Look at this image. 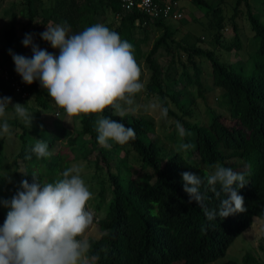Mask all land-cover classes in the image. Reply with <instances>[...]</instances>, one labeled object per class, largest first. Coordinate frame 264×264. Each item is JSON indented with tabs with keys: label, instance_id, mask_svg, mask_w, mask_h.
<instances>
[{
	"label": "trees",
	"instance_id": "obj_1",
	"mask_svg": "<svg viewBox=\"0 0 264 264\" xmlns=\"http://www.w3.org/2000/svg\"><path fill=\"white\" fill-rule=\"evenodd\" d=\"M34 1L23 0L25 9L20 14H26L27 19L21 24V30L24 36L31 34L33 42L41 48L44 40L40 38L38 30L34 29L37 14L32 7ZM191 1L205 9V14H212L217 29L222 28L220 6L214 7L206 0ZM251 1L235 0L230 16L233 33L231 40L223 42L220 40V32L214 34L215 41L225 51L242 48L241 27L236 18L243 17L239 6L244 3V16L250 24L254 41V49L249 53L248 59L244 60H251L249 74L244 73V61H224L219 59L220 52L215 48H203L195 43L176 40L174 35L178 27L172 25L171 21L153 20L136 10L123 12L121 0H53L48 12L42 16L43 25L50 21L56 25L67 22L70 34H76L85 27L97 24L98 16L103 13L102 8L109 11L118 22L111 30L118 32L123 40L133 45L136 61L144 57L147 63L150 70L147 94L157 95L163 114L166 108V116L174 117L185 131L192 133L193 140L186 139L185 143L194 144L193 151L198 155V160L195 161L174 151L163 155L160 160L161 146L151 137L155 130L153 121L136 116L133 112L124 117L116 116L112 109H107L105 116L136 132V139L127 144L125 154L128 150L134 151L141 165L150 169L148 180L141 179L134 173L121 176L119 162L127 157L116 162L117 159L109 155L116 143L112 144L111 149L98 143L95 124L98 117L95 114L80 120L79 133L75 135L70 134L62 125L29 129L23 123L14 121V125L21 129L20 132H15L20 146L13 156L12 169L18 191L22 190L21 181L27 179L30 184L33 182V172L38 174L41 182H54L57 179L55 175H60L69 167V160L67 161L64 153L65 145L70 147L75 159L81 157L88 160L89 155L95 153L96 167L100 168V163L104 166L111 187V199L102 210L106 198L101 189L99 201L93 209L89 207L99 236L88 238L90 248L84 256V264H207L224 256L229 245L251 226L254 218L264 221V23L253 12ZM17 18V14L12 12L11 25L4 31L8 45L16 37ZM148 27L159 29L161 33L144 53L140 44L147 39ZM135 29L142 30L144 36L136 38ZM164 46L170 53L165 68L154 57L159 48ZM181 51L187 56L186 63L181 60ZM195 57L208 62L213 86L223 90L226 95L224 102L228 107L227 115L210 110V121L205 129L198 122H190L185 118L192 114L191 108L185 105H190L193 100H187V104L182 100L185 88L195 85L198 91L202 88L203 72ZM39 85L36 81L29 85V89L34 92L37 105L49 109L46 99L48 91ZM1 93H7L10 98L12 96L9 86L2 78ZM170 101L180 113L169 106ZM11 108L9 105L8 109ZM80 135L89 137V147H79L81 150L74 147ZM38 140L49 145L48 150L52 153L50 157L37 159L31 151ZM4 141L5 138L1 136L0 150L4 148ZM28 155L31 159H26ZM217 163L244 173L246 185L243 188H236L234 185V188L244 197L247 210L224 219L217 217L209 221L197 202L189 203L190 197L184 191L182 173L192 172L203 179L205 173L214 171L213 166ZM200 190L206 197L205 206L209 210L215 208L218 211L220 200L225 195L221 193V197L217 198L206 181ZM6 218L7 214L0 205V226H3ZM221 264L240 263L225 260ZM242 264L259 263L246 253Z\"/></svg>",
	"mask_w": 264,
	"mask_h": 264
},
{
	"label": "clouds",
	"instance_id": "obj_2",
	"mask_svg": "<svg viewBox=\"0 0 264 264\" xmlns=\"http://www.w3.org/2000/svg\"><path fill=\"white\" fill-rule=\"evenodd\" d=\"M70 31V26L64 22L47 26L40 34L53 48L59 49L58 56L41 49L33 42V36L26 34L22 43L31 47L33 55L28 58L10 50L16 72L26 84L39 80L55 104L78 122L95 114L97 140L101 146L111 149L110 141L121 146L134 141L133 128L104 115L107 109H112L113 115L124 117V106L132 105L136 94L144 88L133 45L100 23L76 34ZM9 105L26 126L32 127L33 115L25 105H12L10 97H0V136L11 135ZM164 115H167L166 108ZM176 128L180 138L176 151L186 153L194 149V144L184 142V137L190 133H186L179 122ZM48 149L46 142L38 140L31 151L37 159H43L52 155ZM213 167L214 171L205 173L203 179L192 172L182 173L189 203L197 202L209 221L245 212L244 197L234 188V185L236 188L246 185L244 173L219 163ZM82 172L81 166L73 164L54 182H41L33 172L31 184L27 179L21 181L22 190L10 201H3L10 211L0 226V264H83L90 248L85 234L94 216L89 208L92 193ZM205 181L217 198L221 193L225 195L218 211L205 206L206 197L200 190Z\"/></svg>",
	"mask_w": 264,
	"mask_h": 264
},
{
	"label": "rangeland",
	"instance_id": "obj_3",
	"mask_svg": "<svg viewBox=\"0 0 264 264\" xmlns=\"http://www.w3.org/2000/svg\"><path fill=\"white\" fill-rule=\"evenodd\" d=\"M179 9L182 13V17L177 21H171L172 25L177 26L178 30L175 33L174 37L176 40L183 42L187 41L190 44L195 43L203 48L217 49L219 53V59L224 61L237 63H242L244 60L248 59V55L254 49L253 33L250 30L249 22L246 19L245 15V4L241 3L239 9L241 11V16L236 18L237 23L241 27L240 37L242 48L239 50L233 49L229 52L225 51L220 47L214 39V34L220 32L221 41H229L233 37L232 28H231V19L232 8L235 3V0H206L212 6H220L222 8V17H223V26L220 29H217L216 25L213 23L212 14H205L207 11L201 7L193 4L191 0H178ZM53 0H35L32 4V7L36 9L37 14L35 16V26L34 29H37L39 34L47 30V26H56L52 22L48 24H42L41 19L44 16L49 8L52 6ZM252 10L256 13L260 20L264 23V0H252L251 1ZM25 9L23 0H0V67L7 68L11 72L17 73L15 70V63L13 61L11 52L25 57L31 58L33 55L31 47H25L22 43L25 36L21 30V24L26 21V14H20V11ZM103 13H101L97 20L98 23L104 24L105 26L112 29L118 22L115 21L113 16L105 8H102ZM12 12H15L18 16L17 18V29L16 37L13 42L8 45L4 38V31L8 29L11 25L10 15ZM147 39L145 42H141V49L146 53L152 46L153 41L156 39L158 34L161 33L159 29H152L148 27ZM134 36L136 38H142L144 32L140 29L134 30ZM40 38L42 39L41 35ZM200 39L199 41L197 39ZM41 49L47 50L48 52L58 56L59 49H55L51 46L50 42L43 41ZM217 50L215 51L217 54ZM181 60L185 63L187 62V56L185 52L181 51ZM155 60L163 68L169 62L170 53L166 50L165 46L159 48L155 54ZM195 60L198 62V66L202 68V88L201 91H198L197 86L188 87L184 89V94L182 100L186 101V104L189 101H192L190 105H185L187 108H191V116H185L190 122H198L201 128H206L210 121V110H213L216 113L227 115V105L224 100L226 95L221 90V88H215L212 83L210 75V66L205 59H200L195 57ZM139 66L141 67L142 75L141 80L144 83L143 90L136 94L134 97V103L132 105H125V115L133 112L136 116L144 117L154 122V134L151 135L153 140L161 146L160 160L163 159V155L169 154L176 151L177 145L180 142L178 136V130L176 128L177 120L171 116H165L160 107V100L157 95L147 94V84L150 80V70L147 67V63L144 60V57H141L137 60ZM251 60L244 61V73L249 74L251 68ZM189 70L192 71V67L189 63ZM38 84H40L39 80ZM41 85V84H40ZM39 85V86H40ZM38 86V87H39ZM29 95L26 97H20L19 95L12 94L11 100L12 105L16 103L25 105L30 113L33 115L32 127H28L25 123L16 116L14 109H7L8 123L11 125V135L3 136L5 138L4 148L0 150V205L5 214H8L10 211L9 207H5L3 201H10L13 196L18 193V183L15 182L14 175L12 174L13 169V156L19 150L20 144L19 140L15 136V132H20L19 126L14 125V121L23 123L29 129L34 127H52L54 125H62L66 127L70 134L79 133L80 121L76 117L68 116L65 111L59 108L55 102L50 97L49 93L46 96L47 103L50 106L49 109H45L37 105L35 100L34 92L30 91L28 87ZM7 94V93H5ZM1 95V94H0ZM8 95V94H7ZM9 97V95H8ZM188 100V102H187ZM169 106L177 111V107L170 101ZM13 122V123H12ZM184 137V142L186 139L193 140L192 133ZM1 137V136H0ZM89 142L88 135H80L77 138V141L74 147L79 148L82 146H88ZM110 143L114 144V142ZM127 144L121 146L119 144H114L112 147L113 151L109 152V155L118 162L121 158L125 156L127 159L121 160L120 170L121 176H124L128 173L137 174L141 179L148 180L147 176L149 168L143 167L135 154L134 151L127 149ZM80 149V148H79ZM81 150V149H80ZM79 151V150H78ZM96 152V150H95ZM64 153L67 155V161L69 160V167L73 164H77L82 167L83 172L81 173L82 178L85 180V183L89 187V190L92 193V199L89 201V207L94 208L96 203L99 201V193L101 189L104 190V196L106 202L102 206V210L107 206L109 200L111 199V187L108 183L107 173L104 170V166L100 163V168H97L95 165V153L89 155V159L84 158L75 159V154L70 151V147L65 145ZM184 155L188 156L190 159L197 161L198 155L193 149L187 150V152H181ZM66 161V162H67ZM65 163V161H64ZM60 175H55V178H60ZM48 181V180H47ZM99 214V216H101ZM87 239L90 237L97 238L99 236L98 231L95 225H91L86 231ZM264 221L260 218H254L251 226L239 234L235 240L229 245L224 256L217 258L214 261L208 262L207 264H221L225 260H234L242 264L243 255L248 253L249 255L256 258L259 264L264 263ZM84 264V258H83Z\"/></svg>",
	"mask_w": 264,
	"mask_h": 264
},
{
	"label": "built area",
	"instance_id": "obj_4",
	"mask_svg": "<svg viewBox=\"0 0 264 264\" xmlns=\"http://www.w3.org/2000/svg\"><path fill=\"white\" fill-rule=\"evenodd\" d=\"M121 5L123 12L136 10L147 14L153 20L177 21L182 17L178 0H121ZM0 78L7 83L12 94L20 97L29 95V84L24 83L18 73L0 67ZM0 97L8 95L1 93Z\"/></svg>",
	"mask_w": 264,
	"mask_h": 264
}]
</instances>
